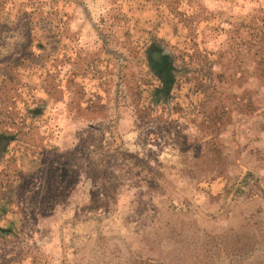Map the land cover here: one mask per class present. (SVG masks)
I'll return each mask as SVG.
<instances>
[{
    "label": "rangeland",
    "instance_id": "1",
    "mask_svg": "<svg viewBox=\"0 0 264 264\" xmlns=\"http://www.w3.org/2000/svg\"><path fill=\"white\" fill-rule=\"evenodd\" d=\"M263 4L0 0V264H264Z\"/></svg>",
    "mask_w": 264,
    "mask_h": 264
},
{
    "label": "trees",
    "instance_id": "2",
    "mask_svg": "<svg viewBox=\"0 0 264 264\" xmlns=\"http://www.w3.org/2000/svg\"><path fill=\"white\" fill-rule=\"evenodd\" d=\"M245 68L255 67L257 71L264 73V4L252 7L249 11L245 13ZM151 45V43L149 44ZM149 47V46H148ZM147 47V55L145 53V61L149 63L150 70L155 78L160 82L158 86L153 88V97L159 103L166 102V98L170 95L172 90L171 86L168 85V79L166 78V73L169 69V63L165 67V62L169 58L168 51L162 52L159 50H153L152 47ZM173 82V81H172ZM174 84V83H173ZM36 111L35 113H39ZM10 136L0 131V138L4 139V144L10 142L12 138ZM0 139V140H1ZM8 144L3 148L0 147V154H4ZM3 148V149H2Z\"/></svg>",
    "mask_w": 264,
    "mask_h": 264
}]
</instances>
